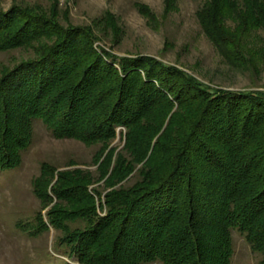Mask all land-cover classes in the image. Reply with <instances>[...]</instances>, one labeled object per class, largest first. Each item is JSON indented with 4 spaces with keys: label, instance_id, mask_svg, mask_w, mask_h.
I'll return each mask as SVG.
<instances>
[{
    "label": "trees",
    "instance_id": "trees-1",
    "mask_svg": "<svg viewBox=\"0 0 264 264\" xmlns=\"http://www.w3.org/2000/svg\"><path fill=\"white\" fill-rule=\"evenodd\" d=\"M57 8H0V51L34 52L0 77V171L21 166L40 119L56 139L101 145L109 191L98 204L89 173L42 163L37 231H60L82 264H233L240 232L264 264V91H212L152 56L117 65ZM197 18L233 67L260 72L264 0H207Z\"/></svg>",
    "mask_w": 264,
    "mask_h": 264
},
{
    "label": "rangeland",
    "instance_id": "rangeland-1",
    "mask_svg": "<svg viewBox=\"0 0 264 264\" xmlns=\"http://www.w3.org/2000/svg\"><path fill=\"white\" fill-rule=\"evenodd\" d=\"M206 1L0 0V8L8 11L15 6L33 7L51 14L58 2L61 23L90 27L96 36V48L111 54L109 58L117 65L125 57L152 56L183 68L212 91H264V65L258 73L233 67L204 33L197 12ZM258 34L264 38V32ZM33 55V50L21 48L0 51V77L5 70ZM33 128V141L22 154L21 166L0 171V264H82L70 256L67 247L60 245V231L52 227L37 231L36 215L42 208L33 182L44 162L55 166L57 173L81 170L90 175V191L103 193L95 194V200L105 203L110 173L103 175L99 169L103 159L98 160L96 155L101 145L56 139L40 119L34 120ZM125 133V129L119 128L111 145L117 152L124 147ZM136 179L132 177L125 185L131 186ZM106 213L107 208L101 209L102 216ZM233 242V264H259L261 256L252 251L243 234L233 232Z\"/></svg>",
    "mask_w": 264,
    "mask_h": 264
}]
</instances>
